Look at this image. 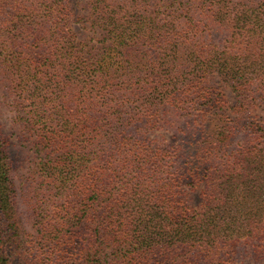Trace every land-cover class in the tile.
I'll return each instance as SVG.
<instances>
[{
    "label": "trees",
    "instance_id": "1",
    "mask_svg": "<svg viewBox=\"0 0 264 264\" xmlns=\"http://www.w3.org/2000/svg\"><path fill=\"white\" fill-rule=\"evenodd\" d=\"M0 89V264L264 262V0H0Z\"/></svg>",
    "mask_w": 264,
    "mask_h": 264
},
{
    "label": "rangeland",
    "instance_id": "2",
    "mask_svg": "<svg viewBox=\"0 0 264 264\" xmlns=\"http://www.w3.org/2000/svg\"><path fill=\"white\" fill-rule=\"evenodd\" d=\"M84 6V7H83ZM82 7L74 8L72 18V31L77 34L79 40L93 39L100 40L101 34L99 31L91 30L87 19V9L85 5ZM207 83L210 86L220 88L226 100L228 101V107L233 106L236 102L234 94L230 87L220 80L217 76H211L208 78ZM10 98L6 95L4 89H0V122L2 124L3 131L10 137V152L14 163V172L16 174V180L24 178L29 168L34 162L32 154V139L13 122L12 111L9 107ZM227 113H230L229 108H226ZM259 114L258 111H253L252 115ZM189 205L193 209H198L201 205V196L199 192L189 193L188 195ZM236 264H251L249 257L242 256ZM264 264V262L262 263Z\"/></svg>",
    "mask_w": 264,
    "mask_h": 264
}]
</instances>
